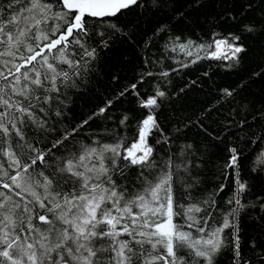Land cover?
<instances>
[{
  "label": "snow or ice",
  "instance_id": "obj_1",
  "mask_svg": "<svg viewBox=\"0 0 264 264\" xmlns=\"http://www.w3.org/2000/svg\"><path fill=\"white\" fill-rule=\"evenodd\" d=\"M189 25L227 31L196 43L176 34ZM249 40L264 43V0H0V264H219L225 254L264 264V100L240 94L264 80V61L174 132L158 119L173 73L205 56L235 69ZM138 47L146 54L125 84L127 61L110 67L107 54ZM101 75L103 105L73 120L74 97ZM126 96L146 110L131 138L120 130L135 117L110 112ZM95 121L116 127L97 131ZM250 145L261 146L251 162Z\"/></svg>",
  "mask_w": 264,
  "mask_h": 264
},
{
  "label": "trees",
  "instance_id": "obj_2",
  "mask_svg": "<svg viewBox=\"0 0 264 264\" xmlns=\"http://www.w3.org/2000/svg\"><path fill=\"white\" fill-rule=\"evenodd\" d=\"M218 11V9H216ZM205 13H211L214 9L209 6L205 10ZM204 17H200V22L203 24ZM145 28L149 26L145 25ZM176 34L179 35L183 31L182 39H191L196 43H211L213 37L212 32L226 34V29L221 26L220 28L211 29L205 25L203 28L197 27L193 30L192 26L189 25L187 30L180 27H176ZM143 34L141 33V36ZM138 36L137 39H140ZM162 43V41L160 42ZM248 44L251 46L250 51L243 59L241 65L235 69L226 68L225 65L229 63L224 60H213L205 56L204 52H201V56L205 58L200 59L197 63L192 64L190 67L185 68L178 73H173L169 79L170 84L162 83L168 93L169 98L164 101L161 108L158 111V119L161 127L166 131L174 132L175 127H182L180 123L184 118L195 119L196 115L208 104L213 103L220 89L223 88H236L241 80L247 81L249 74L252 71H259L262 61H264V43L259 40H249ZM151 52H158V46L150 49ZM139 47L135 50H125L124 48H117L114 52H109L105 60L106 63L111 67L114 62H117L121 57L127 61L122 65L121 79L123 83H129L133 77L139 72L141 62L138 59L139 56L145 55ZM170 56L175 57L176 60L187 62L191 57H186L183 53H169ZM171 65L172 67H178V64L173 61H165V65ZM207 73V76L204 75ZM107 75H101V85H97L95 90H89L80 96L74 97V103L70 106L71 118L75 121H79L85 117L86 113H90L98 106H102L104 98L108 96V92L104 91V83L108 81ZM197 81L196 87H186L191 81ZM152 84L156 81H152ZM181 88H184V92H179ZM151 85L145 83L141 86V91H150ZM242 96L252 97L256 100H264V80H257L255 83H249L248 87L243 89L240 93ZM127 111L132 119L127 127L121 129L122 135L129 138L135 134L136 119H139V112H145L146 110L138 109L133 103V97L126 96L122 101L115 104L114 108L110 110L113 118L115 119L121 113ZM116 125L111 121H95L92 123V128L99 131L102 128H115ZM87 131V129L85 130ZM198 129L188 128L184 129L183 135L187 136L190 140H199L204 142L202 136H198ZM107 142H111L110 140ZM261 150L260 145H250L245 150V155L248 156L249 162L255 158V156ZM215 153L213 157L216 159L222 156L223 153L219 149H210ZM222 161L217 159V163ZM253 174L251 183L258 184ZM208 183L203 185L209 191L214 190L215 178L211 173L207 174ZM221 197L226 198V193H222ZM219 199V198H218ZM242 229L247 232L250 230V224L246 220L241 222ZM219 264H229V255L225 254L219 258Z\"/></svg>",
  "mask_w": 264,
  "mask_h": 264
}]
</instances>
